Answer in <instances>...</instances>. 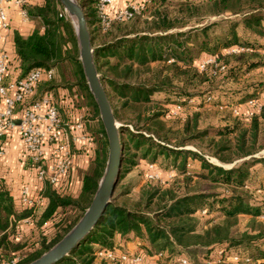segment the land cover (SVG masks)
<instances>
[{
    "label": "trees",
    "instance_id": "obj_1",
    "mask_svg": "<svg viewBox=\"0 0 264 264\" xmlns=\"http://www.w3.org/2000/svg\"><path fill=\"white\" fill-rule=\"evenodd\" d=\"M160 1L162 2L151 0L140 15L113 23L106 32H103L99 25L95 4H90V0H87L80 5L85 13L92 48L94 37L90 30L91 20L96 21L93 24L100 34L111 33L110 40L93 49V56L102 85L111 89L108 91L104 87L115 119L125 126L135 123L120 114L124 110L138 118L131 131L125 127L119 129L122 165H136L138 156L142 160L151 159V162L156 161L158 154L167 158L172 156L175 162L183 156L180 171L184 177L183 185L176 182L172 187L164 188L152 185L157 182L148 181L149 183L141 188L138 198L131 200V207L127 203L117 202L118 198L113 196L97 225L57 264H105L97 259V253L101 249L113 248L116 236L128 238L130 235L148 241L150 249L143 250L148 255L168 251L169 254L163 258L161 264L167 261L170 263L173 258L186 251L197 252L199 249L206 250V257L211 264H233L216 262L214 252L218 247L252 259L253 263L249 264L264 260V221L259 219L264 215V200L255 197L257 190L264 191V186L252 188L249 183L253 175L252 170L258 165L264 166V157H255L264 149V145L258 146L261 126L264 125V106L249 122H246L243 115H233L236 121L232 123L227 119L224 130L207 129L197 131L195 135H190V130L192 124L197 126V118H187L185 131L190 138L177 147H184L183 144L188 141L202 139L204 142L206 139L205 153L201 152L199 155L187 150L169 149L167 145H170L172 140L168 137L169 132L165 124L162 123L164 112L154 113V110L147 107L157 94H170L174 96V101L185 104L193 97L205 94L199 90L189 91L190 86H207V93L202 97L205 99L212 96L214 100L210 105L217 107L223 104L222 98L229 105L244 104L258 98L264 91L263 86L247 90L234 86L237 91L228 89L217 92L218 100L209 90L215 81L220 80L223 85H233L252 70L264 67L262 57H246L250 53H257V49H264V44L247 43L252 47H249L251 52L223 55L230 47L244 46L239 45L241 38L238 27L256 37H264V0H208L200 6L183 2L177 5V15L174 17L163 9L165 0ZM25 8L29 19L36 20L40 28L35 29L28 37L15 33V61L18 66L9 68L6 82L15 76L24 78L35 69L54 70L59 67L61 73H64V65H69L75 85L80 88L82 94L60 96V93L50 86L53 80L42 81L37 85L33 100L41 99L47 93L52 94L64 121L70 120L77 113L82 114L89 107L99 118L97 104L88 88L79 60L74 25L60 2L40 0ZM147 11L151 19L147 21L148 28L145 31L136 29V21L132 25L128 24L139 16H144ZM226 14L239 16L241 19L226 22L229 31L225 39L217 41L216 37L210 36L209 32L216 23L202 25L203 22H200L197 24L202 26H191L183 31L195 17L205 19ZM180 20L182 21L179 24ZM208 58H214L218 64L227 66L226 72L220 73L215 65L200 71V65ZM177 80L185 82L188 89L176 87ZM235 85L238 86L239 83ZM68 98L70 100L67 102ZM115 98L119 103L117 107L112 103ZM125 133L129 135L127 139L123 137ZM91 134L95 139V147L92 149L93 167L83 177L80 192L75 196L69 193L60 195L47 186L44 193L46 208L40 215V220L36 218L39 220V238L21 244L16 236V223L29 217L32 209L17 208L8 187L0 180V264L9 263L18 256V264L31 263L55 246L82 218L94 198L108 157V140L101 122L100 128ZM205 155L214 158L217 165L210 163ZM191 156L201 162L203 173L198 175L200 178L231 188V192L210 194L203 190H185L191 179L185 170L186 161ZM221 164L234 166L224 168ZM120 177L121 173L115 190ZM213 208L222 213V220L218 223L213 222V219L202 221L201 217L211 214ZM67 209L80 210V214L73 221H69L65 216ZM202 211H206V214L202 215ZM243 215L250 217L248 228L240 234L234 233L233 229ZM34 232L35 229L33 234L31 233L33 236L36 234ZM249 248L255 250L254 253L250 254Z\"/></svg>",
    "mask_w": 264,
    "mask_h": 264
},
{
    "label": "built area",
    "instance_id": "obj_2",
    "mask_svg": "<svg viewBox=\"0 0 264 264\" xmlns=\"http://www.w3.org/2000/svg\"><path fill=\"white\" fill-rule=\"evenodd\" d=\"M151 0H131L123 8H116L114 0H94L99 25L103 32H106L113 23L130 20L135 15H140L148 6ZM3 3H10L19 9L20 16L28 20L29 16L25 6L32 4V0H0V30L8 28V16ZM66 13V11H65ZM67 14V13H66ZM68 15V14H67ZM148 19H151L150 17ZM1 38V34H0ZM252 49L244 46H233L223 52L224 56L249 53ZM264 54V53H263ZM10 59L7 52L0 53V100L3 109L0 111V137L7 134L14 128L18 129L20 138L24 144L23 157L26 164H29L30 172L33 175L36 187L31 189L30 183L22 185L20 190V204L22 208H31L32 214L18 222L16 225V236L21 237L19 225L21 223L31 224L32 217L37 211L44 210L47 200L44 196L45 189L51 187L60 195L68 194L70 188V177L75 161V146L77 143H90L95 147L94 136L86 128L85 116L75 114L70 120L64 121L61 118L52 94L47 93L41 99L33 100L37 85L42 81L54 79V70L35 69L29 72L24 78L15 76L6 82L9 73ZM215 65L220 73L227 70V66L218 64L214 58L205 59L199 67L200 71ZM264 71V67L261 68ZM194 98L188 101L193 104ZM214 98L207 96L205 103L210 104ZM264 106V94L256 99L249 100L244 104L219 105L220 109L228 108L232 115L241 116L246 120L259 113ZM20 108V116L15 117L16 109ZM186 107L181 103L174 105L168 111L167 118H180L185 121ZM19 122V124H17ZM5 155V150L0 146V156ZM151 171H156L155 164H148ZM148 181H159L158 173H150ZM248 189V187H246ZM202 215L206 211H202ZM264 221V215L259 217ZM166 256L165 253L156 252L148 255L142 249L135 252H127L120 247L101 249L97 253V259L105 264H161ZM214 257L217 263H253V260L244 255L227 250L224 247L215 249ZM20 257H16L9 263L18 264ZM259 264L260 261H257ZM178 264H189L186 258H181ZM211 264V262H207Z\"/></svg>",
    "mask_w": 264,
    "mask_h": 264
},
{
    "label": "rangeland",
    "instance_id": "obj_3",
    "mask_svg": "<svg viewBox=\"0 0 264 264\" xmlns=\"http://www.w3.org/2000/svg\"><path fill=\"white\" fill-rule=\"evenodd\" d=\"M80 4L85 3L87 0H77ZM122 1V3L125 1V5L129 4L131 0H119ZM155 1V0H154ZM158 2H162L160 0H157ZM93 2L94 4V0H90V4ZM183 2H190L192 4L195 5H203L204 3H207L208 0H165V3L163 4V9L165 11L168 12L169 15H171V17H174L175 15H177V5L179 3H183ZM159 5V4H158ZM89 8V7H88ZM149 11H147V13H145L144 16H139V18L134 19L130 22H128L129 25H132L133 22H137V26L136 29L138 31H145L148 26H147V21H149ZM241 17L239 16H230V14H226L224 16L221 17H210V18H205L202 19L199 17H195L193 18L190 23L188 24V26L183 29V31L188 30L191 28V26H202V25H206V24H211V23H216L215 25H213V28L210 30L209 34L211 37H216L217 41H219V39H225L226 35L228 33V22L229 20H233V21H240ZM182 20L179 21V24ZM95 20H91V26H90V30L93 32V37H94V48L102 45L103 43H106L108 40H110V36L111 33L109 34H105L102 35L97 31V28L94 26L93 23H95ZM187 22V21H186ZM203 22V24L198 25L197 23ZM238 34L240 35V43L239 45H244V47H251L249 45H247V43H252V42H256L258 44H264V37H259V36H255L253 33L243 30L241 27H238ZM93 48V49H94ZM252 48V47H251ZM257 53H250L248 54L246 57H248V59H255L258 57H262V59H264L263 57V53H264V49H257ZM63 72L61 73V70L59 67L54 69V79L51 82L50 86H52L55 89V92L57 91V93H60V96L63 95H68V94H82V91L80 90V88L75 85V81L73 80L72 77V69L69 65H64L63 68ZM100 78L101 75L99 74ZM222 78V77H220ZM219 78V79H220ZM235 82V81H234ZM239 83L238 86H236L235 84ZM176 87H184L185 89H188V87H185V82L178 81L175 84ZM240 88L242 87V89H252V88H258L263 86L264 87V71H262L261 68L258 69H254L251 72H249L248 74L244 75V77H241V80H238L237 82L233 83V85L228 84V85H223L221 83L220 80L215 81L214 84H212V86L210 87L213 95L215 96V99L218 100V93L217 92H223L224 90H232V91H237V88L235 89V87ZM45 87L42 86L41 90H43ZM104 87L107 88L108 91L109 88L107 86L104 85ZM207 86H203L202 88L197 87V86H190L189 91H194V90H199L203 91L205 94L207 93L206 91ZM205 94H199L197 97H193L195 100L193 102V104H188V103H181L183 106L186 107L185 110V114L186 117L188 118L187 120L191 119V120H195V117L197 118V126L195 127L194 124H192V128L190 130V135H195L196 132H201L207 129H222L224 130L226 127L224 126L225 122L227 119H230V121L232 123H234L236 120L233 118V115L231 114L230 110L228 108L225 109H220L219 107H217L216 105H210V104H206L205 103V99L202 97ZM264 94V91L260 93V95L262 96ZM260 95L258 97H260ZM70 100V98H68L66 101L68 102ZM112 103L114 104V106L117 107V105H119V103H117V99L115 98L114 100H112ZM180 102H176L174 101V96H171L170 94H157L155 96H153L152 101L150 104H148V108L151 110H154V113H162L164 112L165 116L162 118L163 122L165 124L166 130L169 132L168 137L172 140L170 145H167V147L169 149H175V150H187L190 151L191 153H195L197 155H199L201 152L205 153L204 151L207 148V143H206V139L203 142L202 139L199 140H195V141H188L187 143L183 144L184 147L182 148H178L177 146L180 145V143H182L185 139L190 138V135H188L185 131V121L181 120L180 118H167L166 115L168 114V111L170 109H172V107L174 105L179 104ZM222 103L223 105H229L225 102L224 98H222ZM90 108V107H89ZM87 111L83 112L82 114L85 116V122H86V128L88 130L89 133L96 132L99 128H100V114H99V118L97 113H94L93 109L90 108ZM152 115V112H150ZM79 114V113H77ZM120 114L123 117H126V119L128 120H132L135 121V123H132V125H128L125 126L122 123H120L119 121H117L121 127H125L127 129H129V131H131L132 129H134V125L137 124L138 122V118H136V116L134 117V114L130 113L127 110L121 111ZM194 117V118H193ZM246 120V119H245ZM245 122V121H244ZM246 122H249V120H246ZM102 123V122H101ZM120 127V128H121ZM261 134H260V140H259V144L258 146L260 147L264 145V125L261 126ZM125 139H127L129 137L128 133H125L123 136ZM2 146V145H0ZM94 146L92 145V147L90 146V151L91 148H93ZM206 159L210 162L213 163L214 165H217V162L214 158H211L207 155H205ZM256 158H260V157H264V149L259 151L256 155ZM183 156H180L179 159L177 160V162L174 161V157H170L167 158L166 156L162 155V154H158L156 161L151 162V159H147V160H142L139 156L137 158V164L134 166H128L127 164L121 165V169H120V173H121V177L120 180L118 181V185L116 187V190L113 194L114 198H118L117 202L120 203H127L129 205V207H131V200H136L140 194V190L144 185H147L148 179L147 176L149 174V171H151L148 167V164L154 163L157 168L156 171H151L150 173H158L159 175V181H157V184L152 183V185H159L161 187H172L176 182L182 183L183 182V176L180 173L181 171V165H182V160ZM194 156H191L187 159L186 161V167L185 170L186 172H188L189 177H191L190 179V183L189 185H187V187L185 188V190H190V191H194V190H198V191H205L206 193H223V192H231V188H225L221 185H215L213 184V182H211L209 179H203L200 178L198 175L201 172V162L199 161V159H194ZM19 161L22 160L24 162V169L30 171V168L28 167V164L25 163L24 161V157H23V153L21 154V157L18 159ZM241 161H238V163ZM224 168H232L234 166V164L232 165H222ZM93 167V166H92ZM72 173V177H70V185L71 188H76L77 186H79L75 181H76V177L77 174L74 171L71 172ZM119 173V175H120ZM206 173V171L204 172ZM252 177L251 179H249V183L250 186L252 188H256V187H261L264 186V166L263 165H258L256 166V169L252 170ZM33 178V175H31ZM31 181V180H30ZM29 181V182H30ZM72 181V182H71ZM183 185V183H182ZM176 187V186H174ZM179 187V185L176 187V189ZM181 188H183V186L180 185ZM70 188V192L72 193V189ZM178 190V189H177ZM183 191V190H182ZM180 192V191H179ZM181 193V192H180ZM182 194V193H181ZM76 195V194H75ZM123 195V196H121ZM112 196V197H113ZM255 197L258 200H264V191L263 190H257ZM112 200V198H111ZM44 210L40 209L37 211V214H35L32 217V223L31 226H28L29 230L31 231V233L33 234V229H35V236H33L31 233H29L27 230H25V232H23L20 229V233H21V237L19 238L21 241V244H25L27 241H29L30 239H37L39 238L38 236V222L40 220V215L42 214ZM62 212V211H60ZM80 214V210H72V209H67V211L65 212V216L66 219H68L69 221H73L75 218H77ZM36 218L39 220H36ZM223 215L221 212H219L217 210V208H213V211L211 214L209 215H205L203 217H201L202 221H206L208 219H213V222L218 223L222 220ZM250 223V217L243 215L239 218V223L238 225L233 229L234 233L240 234L242 232H244L246 230V228H248V225ZM17 224V223H16ZM23 223H21L22 225ZM27 225V224H26ZM20 227V226H19ZM27 228V229H28ZM26 232L29 233L26 235ZM135 238H138L137 241H135V245L137 247V249H142V250H147L150 249V244L148 243L147 240H145L144 238L141 237H136V235H133V238L131 239V241L136 240ZM155 251V250H154ZM206 250L204 249H199L197 252L195 250H189L184 252L182 255L177 256L176 258H173L170 263L169 261L162 263V264H178V261L181 258H186L189 261V264H207V262L209 261L208 258L206 257ZM255 250H253L252 248H249V253H254ZM177 252V251H176ZM166 255L169 254V252L167 251V253H165ZM255 259V258H254ZM257 259V257H256ZM259 259V258H258ZM260 263L259 264H264V260L260 259L259 260ZM99 263V262H98ZM258 264V263H257Z\"/></svg>",
    "mask_w": 264,
    "mask_h": 264
},
{
    "label": "water",
    "instance_id": "obj_4",
    "mask_svg": "<svg viewBox=\"0 0 264 264\" xmlns=\"http://www.w3.org/2000/svg\"><path fill=\"white\" fill-rule=\"evenodd\" d=\"M58 1L68 14L75 28L79 48V60L82 64L88 88L97 104L100 119L107 136L108 157L104 174L99 182L94 198L82 218L55 246L29 264H57L78 246L97 225L109 205L122 165V145L119 135L121 125L114 117L111 104L94 63V50L84 10L77 0Z\"/></svg>",
    "mask_w": 264,
    "mask_h": 264
},
{
    "label": "crops",
    "instance_id": "obj_5",
    "mask_svg": "<svg viewBox=\"0 0 264 264\" xmlns=\"http://www.w3.org/2000/svg\"><path fill=\"white\" fill-rule=\"evenodd\" d=\"M40 0H32V5ZM115 7L118 9L123 8L125 6V1L114 0ZM3 6L6 10L8 16V28L5 30H0L1 38H0V53L2 51L7 52L10 59V67L13 68L18 66L17 61H15V44H14V36L15 33L20 34L23 37L30 36L35 29L40 28L39 23L36 20H25L19 14V9L10 3H3ZM3 109L2 101L0 100V111ZM20 116V108L16 109L15 117L18 118ZM0 145H2L5 150V155L0 156V180H2L5 185L8 187L12 198L17 206V208H21L20 204V190L22 185L25 183H30L32 191L37 188L36 182L32 178V173L28 170L24 169V162L22 160H18L21 157V154L24 151V144L20 138L19 132L17 128L12 129L7 134L0 137ZM90 143H77L75 146V161L74 166L72 168L73 174L74 171L77 174L76 183L79 185L76 188L72 189V193L69 194L71 196H75L80 192L83 177L91 171L92 168V149L90 151ZM72 177V173H71ZM31 180V181H30ZM30 181V182H29ZM72 182V181H71ZM20 229L25 232L27 230L30 231L28 226L31 224H20ZM28 228V229H27ZM31 233V231L29 232ZM26 232V235L29 234ZM133 235L128 236V238H122L120 236H116L114 240V244L117 247L122 248L127 252H135L137 251V247L135 245L136 240L131 241Z\"/></svg>",
    "mask_w": 264,
    "mask_h": 264
}]
</instances>
